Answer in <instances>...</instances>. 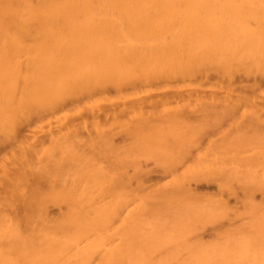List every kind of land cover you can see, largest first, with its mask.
I'll use <instances>...</instances> for the list:
<instances>
[{"label": "bare ground", "instance_id": "1", "mask_svg": "<svg viewBox=\"0 0 264 264\" xmlns=\"http://www.w3.org/2000/svg\"><path fill=\"white\" fill-rule=\"evenodd\" d=\"M14 5H18V6L14 7ZM18 7L19 9H22L23 12H25V14L22 15L24 17H21V14H23V12L20 13L21 10L18 12H14L16 11ZM17 13H20V14H17ZM168 33L172 34L170 35L171 37L170 40L165 38L166 36L167 38H169ZM258 52L260 53L262 52L264 54V0H0V139L3 140V138H6L3 142L7 141V139L10 140L9 138L12 139V136H14L13 139H15V135H17V131L19 130L20 128L19 125L21 123L26 124L25 122L26 120H27V123L30 122L29 118L31 117L34 118L35 115L36 117L42 116V118H45L46 116L44 115L45 113L49 114L52 111V114H53L54 110L59 109V108L61 109L62 106L64 108L63 104L66 101L69 103L68 100L70 99L76 98L77 100L79 99L80 101L79 96H87V97L90 96L93 99L92 106L91 105L89 106L92 111L94 107L99 106V103L102 102V100L105 102V100H109L113 98V97L108 98L109 96L108 97L105 96L107 94L106 91H108L107 88H109L110 86H113L116 88L117 95L119 97H124L125 94L123 95V93H124L125 87L127 89L130 86H132V88L134 86V89H135V86L140 85V84H143L144 86V85H150L153 83L152 85H155L154 82L156 81H162V82L165 81V84H169L170 80L174 82L173 83L174 85H176L175 81H173L174 79L175 80L178 79L179 83L181 82L179 79H184V82L183 80L182 82L185 83L186 82L185 79L188 80V78L196 77L200 74L202 75L205 74V77H207V75L209 74V71L211 72L212 68L215 69V71H213L214 69L212 70L214 73L217 72L215 74L220 73L225 76L231 77L232 75L235 76L234 72L238 69L240 65L239 60L241 61V59H243V58L241 59L239 58V57H242L240 55L250 53V54H254V56H259L260 54ZM258 60H256V62ZM256 62H254L255 65H256ZM207 65L208 66L212 65L213 67H211L210 69L208 68ZM262 65L263 66L261 65L259 66L263 67V70H264V64ZM255 67H257V65ZM261 67L260 69L258 67L257 68L261 70ZM257 68L255 69L259 71ZM263 70H261L260 73H262ZM254 71L255 70H253L252 73H254ZM249 72H251V70ZM234 78H232L233 81H234ZM223 79H226V78H223ZM228 80L226 81L230 85L231 79L229 80V82ZM178 84L176 85V87L178 86ZM229 85H227V87H229ZM147 87H151V86H147ZM136 89H138V87ZM118 96H116V98H118ZM216 99L218 100V98ZM114 100L116 101L118 99H114ZM114 100L112 99L111 103ZM199 100L201 101V99ZM82 101H83L82 104H84L85 100H82ZM109 101H107V103H109ZM115 101L112 104L113 106H114V103L118 102V101L117 102ZM186 102L187 101L184 102L185 105H186ZM77 103L79 107H75V108L78 109L77 111H79V113L77 112L76 113L80 114L82 111H84L87 105L82 106L81 101ZM135 103H138V102L135 101ZM191 103L193 104V102ZM187 104L190 105L189 102ZM73 105H75V103H73ZM135 105L133 106L134 108L136 107ZM79 108H81L82 111ZM88 108L85 109L86 112H89ZM115 108H112L113 110H111V111H114V113H111V114H114V115H111V117L114 116V118L117 114L115 113L116 112ZM173 108L171 106L170 109L167 108V111L170 110V112H174V113L179 112V110L177 112L176 109L174 108L175 110H173ZM98 110L99 109L94 110V113H98ZM136 110H137L136 113H140L143 111L141 109L142 111L140 110L139 112L138 106ZM74 112L75 111L73 110V113L72 111L69 113H72L71 115L74 116V114H76ZM61 113H64V112L61 111L60 114ZM107 113L108 112L105 111V114ZM65 114L64 115L61 114L62 117L63 116L66 117L67 114L66 115ZM144 114H147V113H144ZM171 114L172 113H169V115ZM178 114H177V117H178ZM56 115L59 116L58 114ZM61 115L59 116L60 118L55 116V114L52 116L59 118V121L61 119L63 121L64 119L61 118ZM108 115H110V112ZM148 115L146 117L152 116V118L150 119H154L153 117L154 115L152 114L151 115L148 114ZM172 116H174V114ZM36 117L35 119H37ZM139 117L142 118V115L140 114ZM146 117H143V119H145L146 121L149 120ZM157 117L159 118L158 115ZM177 117L175 114L174 118H177ZM66 118H65V121H67ZM134 118L135 117H132V122ZM137 118L138 117H136V119ZM166 118L167 117H165L164 121L167 120ZM181 118L178 117L179 120ZM143 119L140 120V123L146 124L144 122L145 120ZM68 120L71 123V119H68ZM59 121L57 119L58 123ZM78 121H80V119ZM137 121H135V123H137ZM149 121L153 123V121L151 120ZM121 122L124 124V126L127 125V124L125 125L126 122H123V121ZM176 122L172 124H175ZM135 123H134V126H135ZM94 125H96V123ZM166 125H171V124H167V121H166L165 127H167ZM138 126H139L138 128H140V131L141 130L144 131V129L146 128V127L141 128L139 124ZM154 126H156V124ZM176 126L178 127L179 124ZM176 126H174V128L180 131L179 130L180 128L178 129ZM97 128H98L97 130L99 134L100 132L101 133L104 132L103 131L104 129L103 130L100 129L99 126ZM150 128L145 129L146 134H148L147 131L149 132ZM167 128L165 131H167ZM181 128L183 129V127ZM192 128L193 127H191V130ZM126 129H129V127H126ZM161 129H163V127ZM177 130H175L176 132H174L173 129L171 128V131L177 134H173L171 132L163 133V131L160 132L159 129L157 130L155 129L153 131H151L150 129L149 133H151V135L150 134L146 135L144 134L145 132L143 131H142L143 133L136 132L137 135L139 134L138 140L140 144L139 145L140 147L138 146L137 147L141 148L142 145H146L144 146L145 148H143L141 151H143L149 156L151 155L152 158L155 157V160L157 158H158L157 160L160 159L161 162L163 161L164 163H166L169 169L176 168L178 166V164L177 166H175L176 163L179 161V159L182 158V156L186 152V146L189 143H193L194 138H195V136L194 138L191 137V134L188 133V130L184 131L185 133L187 132L186 134L185 133L179 134ZM134 131L136 130L132 131V135L134 134L133 133ZM198 133L200 134V132ZM105 135L107 136L106 133ZM100 137L101 136L99 135V138ZM223 137L225 138V135ZM135 141L137 142L136 138H135ZM136 142L134 143V146ZM23 145H21V147L22 148L26 147L27 149L26 148L20 149L21 147L20 148L18 147L20 153H21V150H24L25 153L27 151L28 153L30 151V147H33L32 149H34L33 145L29 146V148L28 146H23ZM218 145L220 146L221 144L219 143ZM189 146L191 147L192 144L187 146L188 152H189ZM236 146H239V145H236ZM236 146L234 147L237 148ZM91 147H90V150H91ZM97 148H101V147L99 146ZM221 148H219L220 151H223L221 150ZM231 148L232 147H230V149ZM132 149H133L131 150L132 152L134 150H137V149H134L133 147ZM226 149H228V147ZM141 151L140 153H142ZM220 151L218 152L220 153ZM42 152H43L42 154L43 156L45 149ZM49 152H50L49 149L46 150L45 155L47 153L50 154ZM96 152L99 153V149H97ZM17 153L18 152L16 151V154ZM56 153H58L57 150H56ZM240 153H242V150H240ZM67 154H70V153L67 152ZM67 154L65 153V155ZM50 155H52V153ZM234 155H239V154L234 153ZM47 156L48 155H46V157ZM135 156H138V155L136 154ZM20 157L22 156L20 155ZM60 157H62V155ZM197 157H199V155H197ZM19 158L17 157V159L15 158V160H18ZM28 158H29V154H28L27 159ZM129 158L133 159V160L131 159L133 162L132 161L130 162L134 164L135 158H133V156L132 157L129 156ZM200 158H201V154H200L199 160ZM23 159H25V157H23ZM204 159H206L204 163L207 162L208 158H204ZM125 160H126V157H125ZM201 160L203 161V159ZM218 160H219V157H218ZM220 161L221 159L218 162ZM198 163L200 164L201 162H198ZM204 163L202 162V164ZM208 163H206V166H204L205 164L203 166L201 164L202 167H200L199 165H197V162L195 163L193 162V164H196L198 167H200L199 170H203L204 167L208 168V166L210 165V164L208 165ZM215 164L214 165L212 164L211 166H209L211 167L209 171L210 174H211L212 166H216ZM196 167L194 166V169L196 170H193L191 168L193 170V172H191V170L189 169L190 168V165H189L188 170L186 171L185 169L184 172H187V174L189 173L193 174V176H195L197 175L199 171L198 167L197 168ZM224 169L225 170H221V171L222 172L227 171L225 172L226 174L229 173L228 170H226V168ZM53 170H50V171H53ZM174 170L175 169L171 171H174ZM204 170H205L204 174L208 173L207 172L208 170L206 171V168ZM21 171L22 170H20V173L19 172L17 173L20 174L22 177L23 175ZM45 171L47 172V170ZM168 171L170 172V170ZM188 171L190 172L188 173ZM42 172L45 173L43 170ZM137 172L139 173V171ZM102 174H105V173H102ZM141 174L142 173H140L137 176H140ZM201 174L204 175L203 173ZM20 175H18L17 178H19ZM93 175L96 176V173ZM173 175L174 177H172L171 180L173 179L174 181L172 180L173 183H170L169 186H165V187L161 186L163 188L158 190V192L156 189L155 191L156 193H154V189H153L152 192L149 191L150 193L145 192L146 193V194L144 193L145 195L143 193H142L143 195H141V193L139 194L138 191L140 189L138 190V187H137L138 191H136L135 189L134 190L136 192L134 190L132 191L131 189L132 187L129 188L130 185L128 186V184H130L131 182L126 183L125 182L126 180L122 179V178H125L123 175L120 176L121 180H117L118 182L120 181L119 183L113 182V184H109V185L107 184L108 187L105 184L106 182L104 181L106 180L104 178L107 175H105L104 178L100 176V179L101 178L104 179L102 181L105 182V183L103 182V184H105L106 187L104 185H103L104 187H101L102 183L100 184L99 179H97L99 177H96V178L93 177L95 178L94 181L90 182L89 178H91L92 176L90 175H89L90 177L85 176L86 179L87 178L89 179V180L84 179L85 182L88 185H90L88 182L92 183L90 186H92L95 189L94 192H90V190L84 191L83 186H81L82 191H81V188L80 189L78 188V190H73L75 186L78 187L81 184V183H78V181H77V185L73 184V187H70L71 185L67 186L72 189L65 188V190H62V191L53 190L52 192L48 194L39 193L38 188L34 187V189L37 190L40 195L37 194V191H36L35 194H37V196L35 200L32 201L34 202L33 204H30L31 199L29 201L28 196H26L27 199L25 200L29 201V203L28 201H26L27 205L30 204V209H28L29 206L27 207L28 212H30V216H34L35 214V216H39L40 218L39 224L38 225L36 224L37 225L36 227L35 225L31 224L33 225V228L31 230H28L26 233L21 234L18 232H14L12 231L13 229L12 226L14 224H12L11 226V223L9 221L7 222L8 219L6 217L4 219V216L2 218V215H0L1 217L0 224H1V221H4L2 223L3 226H4V223L6 222V224L8 225L7 227L9 228L11 227L10 229L9 228L6 229L5 228L6 225L4 227L2 226V224L0 225V264H93L96 256L98 257L99 262L95 263L96 262L95 260L94 262L95 264H122L121 260L124 258L127 259V261H131V264L132 263H137V264L142 263L143 264V262H145V260L147 259H149V262H151L150 260L155 258L154 256L152 258L151 256L152 253L156 251L157 248L161 247V245L163 246V244L166 241H169V240L171 241L172 238H175V239L179 238V240L181 239L183 240L185 238L184 243H186L187 240L185 236H187L186 234H188V232L192 230L191 228L196 229V227L199 226L200 224L201 225L202 223L206 224L205 221L202 222L203 220H205V218L203 217L207 213V212H204L205 210L204 207H206V205L205 203H203L202 205H203L204 210L203 209L202 210L205 214L202 215L200 212L198 213L197 209L201 207L197 208L196 209L197 212H196L193 206L191 205L193 210H190L188 208L187 210H189V212L187 211L188 212L187 214L185 212V215L183 217L180 215L181 217L178 220H175L173 224L170 223L171 226L170 228H167V232L164 235H159L157 233H152V234L150 233V234H146L148 236H142L138 232L139 228H143L142 227L143 225H141V223H138L142 215H145L147 213L156 214L158 211H161L160 209L167 208L168 210L161 211L163 212L164 215H166V213L169 212V209L170 211H174V209H171V208L179 207L181 204L180 201H182L183 198L187 199V197L189 196L187 189L189 190L190 187L186 189L185 187L187 186V184L186 185L185 183L183 184V181L185 182L187 180L188 182V180H190L191 177L193 176L190 177L188 175L190 179L187 178L186 180H184L183 177L186 176V174L184 173L183 175L179 174L180 177L183 176L181 178L176 173H173ZM202 175L200 176L202 177ZM206 175H209V174H205L204 176ZM218 175L219 174H217V176ZM230 175H229V179L231 178ZM219 177H221V175H219ZM223 177L224 175L220 178L221 181L226 180L225 177L224 178ZM14 178L13 179L17 180L16 182H19V184H24L23 190H25L26 189L25 186L26 184H28L27 182L25 183L27 178L25 179V181H23V183H22V180H20L21 178L19 180L16 177ZM227 178H228V175H227ZM80 179L82 180L81 176L77 180H79L80 182ZM116 179H119V177ZM239 179H242V178H239ZM95 180H98L99 183L98 181H95ZM107 180L109 179L107 178ZM122 181H124L127 185L123 184L124 182ZM243 181L244 183H246L244 179ZM16 182L14 181L13 183L12 182L11 183L12 185L13 184L15 185ZM82 182L84 181L82 180ZM250 184L252 185L253 183L251 182ZM14 185L9 186V187H11V189L13 188L14 191L15 189H18L17 193L22 190L20 186L14 187ZM254 185L255 184L252 185L253 189L258 188L259 186L256 184L257 187L255 186L256 187L255 188ZM45 186L43 185V187ZM47 186L50 187L49 185ZM26 187H28V185ZM57 187L58 186H56V188ZM139 188H141V186H139ZM29 189L34 190L31 187ZM31 190H29V192ZM144 190L141 189V192ZM189 192H191V190H189ZM12 194H14V192ZM12 194H9L11 195V197L8 196L9 198L7 199L8 200L10 199V202H11L10 204H12V200H14L13 201L14 205L13 204L12 205L15 206V204H17L18 202V198L20 201L21 199L18 196L16 197V194H14V196ZM12 196L14 198H12ZM195 199L197 200V197ZM206 199L205 201L203 200V202L208 201V199L207 200ZM15 200L17 201L16 203H15ZM218 200H217V204H219L218 202L220 201ZM221 200L223 199L221 198ZM22 201L20 202V204L18 203L20 207L25 206V203L24 205H21ZM49 201L54 202L53 204H56V205L57 204L62 205V203H65L67 205L66 207L67 209H65L66 212L65 213L63 212L64 214L62 215L61 218L59 219L57 218L56 220H50V217L48 218V214L47 213H46L47 215L45 214L46 211L41 210L40 207L41 206L45 207L46 206L45 204L50 203ZM213 201L215 202V200ZM213 201L212 203L210 202V208L212 209V211L210 208H207L208 210L206 209V211H211L210 214L214 215L213 209L215 208L214 205L216 204V202L214 203ZM186 202H188V200ZM129 203H132V205H135V207L133 208V210L130 209L129 211H126ZM222 203H223L222 204L223 209L225 210L224 207L226 206L225 204L227 202L225 204L224 202ZM196 204L197 203H194V206ZM50 205L48 204L49 207ZM61 205L60 207H62ZM216 206L219 207L220 209V205L219 206L216 205ZM25 207H21V208L26 210ZM180 209H178V211ZM219 209L217 208L216 212H218L217 210ZM259 209L257 208L258 212L261 210ZM121 211L123 213L122 215L124 218L122 219L124 220L123 221L124 223L121 221L120 223H117V224L121 226V228H119L120 231H118V233L121 232L119 233L120 234L119 237H121L122 235L123 238L122 237L121 239L119 237L118 238L120 239L119 241L121 242L124 241L122 242L124 245L120 242L118 246L122 244L123 248H121L120 250H113L111 248H108V246L110 245V243H108L109 242L108 232L110 233V237L111 236L113 237L114 234L112 232L115 231L116 229L113 228V231L111 230L110 232L109 231L110 224L113 227V224H112V222L114 221L113 217L117 214H121ZM176 211L174 213H176ZM220 211L221 213H219ZM262 211H264V208ZM219 212L218 214L220 215L224 213V211L221 209L219 210ZM262 214L264 215L263 212ZM226 215H228L227 212H226ZM26 216H29V215H26ZM156 216H159V215L156 214ZM205 216H207V214ZM218 217L220 216L217 215V220H216L215 219L216 216H215L214 220L218 221L221 218V217L220 218ZM118 218H120V216ZM158 218H154V221L159 220V222L158 221L156 222H158V224H161V223L163 224V222L160 223L161 218L160 219ZM207 218L209 219V214ZM172 219L174 220V218ZM263 219H264V216H263ZM24 220L25 221H23L24 222L23 224L28 222L26 218H24ZM161 221H164V219ZM206 221L209 222L210 219L209 221L208 220ZM195 222L196 223L200 222V223L194 228L192 227L191 224ZM8 223H10V225ZM115 223L116 222H114V224ZM166 223H164V225ZM261 223L262 225L260 224V222L258 223V225L262 226V228L264 229L263 227L264 221L262 220ZM29 224L30 223H28L27 225ZM154 224L155 223H153V225ZM14 226L16 227V225ZM161 227L165 228V226L164 227L161 226ZM23 228L24 226L22 225V227L19 229L22 231ZM254 228H256V226H254ZM152 229H153V226H152ZM255 230L256 229H254V231ZM251 231L253 233V230L250 229V233L247 230L248 235L252 234ZM260 231L262 232L263 230H260ZM263 232H262V235H263ZM255 233L253 237L254 239H256ZM257 233L260 236V233L259 232ZM221 234L219 236H221ZM191 235H192V232H191ZM221 238L222 240L226 239V238L223 239V236ZM249 238H250V241L248 240L247 243L252 241L251 240L252 237L249 236ZM179 240L174 241L176 242L175 243L176 245L178 244V242L179 243L182 242ZM253 241L255 242V240ZM191 243L193 244L194 242H191ZM256 243L257 244L255 245L250 244V245H253V246L249 245L250 248H248L247 244H246L247 247H245V243H244L242 244L243 247H245L243 249L241 245H239L241 247L236 245L237 248H239L237 250L242 249L240 253H242L243 250H244L243 252H245L247 251L245 249H248L247 254H242L243 256H245L244 261L242 262H246V264H264V237L259 240L257 239ZM192 244L190 245L192 246ZM166 245L169 246V244H166ZM112 247L114 246L112 245ZM162 248L164 249L166 247L164 246ZM224 249L223 250L221 249L223 251V253L221 251L222 259L223 257L227 258L228 256L232 255V254H229V250L231 251V248L230 249L226 248V250ZM237 250L234 249L232 251L234 252ZM226 251L229 255L226 253ZM218 254L220 255L219 252ZM226 254L227 256L225 257ZM142 256H144V259ZM150 256H151V259H150ZM161 256H163V253ZM197 256L198 255H196V257ZM212 257H214V255ZM232 257L236 258L235 255H232L229 257L231 261L230 259L229 261H227L226 259V262H225L223 261L224 259L219 260L220 258L219 256L218 261L220 262H218V264H225L227 262L231 264L232 261L235 262V260ZM174 258H173V261L175 260ZM156 259L154 260L156 261ZM206 259L208 260L209 258L206 257ZM154 260L152 261L153 263L155 262ZM201 260H203L202 257H201ZM159 262H161V260ZM169 262H166V264ZM239 262L240 261H237V263ZM202 263L205 264L206 261L205 263L204 262ZM196 264H201V262L199 263L197 262ZM212 264H215V262H213Z\"/></svg>", "mask_w": 264, "mask_h": 264}, {"label": "rangeland", "instance_id": "2", "mask_svg": "<svg viewBox=\"0 0 264 264\" xmlns=\"http://www.w3.org/2000/svg\"><path fill=\"white\" fill-rule=\"evenodd\" d=\"M17 6L18 5H14V7H17ZM19 7L14 12H18L20 10H21L20 13L23 12L22 9H19ZM13 10H15V9H13ZM20 13H17V14H20ZM24 14H25V12H23V14H21V17H24V16H22ZM168 34H169V38H167V36L165 38L170 40V38H171L170 35H172V34H170V33H168ZM258 53L260 54L259 55L260 57L254 56V54H250V53L240 55L242 57H239V58L240 59L243 58V59H241V61L239 60L240 65H239L238 69L234 72L235 76H233V75H232L233 77L231 76L232 78L235 77L234 81L232 80L231 77L220 74L219 72H218L219 74H215L217 72L214 73L213 71H215V69L212 68V70L213 69L214 70L213 71L211 70V72L208 69L209 74L207 75V73H206L207 77H205V74H203V75L200 74L196 77H192L193 79L192 78H188V80L185 79V81H186L185 83H183L184 79H179L181 82L183 80L182 83L181 82L179 83L178 79H176V80L174 79L173 81H175L176 85L178 83L181 84V85L178 84L177 87H176V85L173 84L174 82H172L171 80L169 81L170 83L168 82L169 84H165V81L164 82L156 81V82H154L155 85H152L153 83L150 85H144V86H143V84H140V85L135 86V89H134V86H133V88H132V86H130V87L128 86L129 88L126 89V87H125V89H124V93H123V95L125 94L124 97H119L117 95L116 88L113 86H110L109 88H107L108 89V91H106L107 94L105 95V93H104L105 90L103 91V93L105 96H107V97L109 96L108 98H111V97H113V98L109 99L110 101L105 100V102L102 100V102L99 103V106H96L92 109L93 112L91 111V109L89 107L90 105L92 106L93 99L90 96L89 97L79 96L80 101H81V105L82 106L87 105L85 109H87L89 107L88 108L89 112H86L85 109H84V111H82L81 108H79L82 112L80 111L81 113L77 114V113H79V111H77L78 109H76L75 107H79L77 102H80V101H79V99L77 100L75 98L76 100L75 99L68 100L69 103L66 101L63 104L64 108L62 106L61 109L59 108V109L54 110L53 114H52V111L50 113L48 112L49 114L45 113L44 114V115H46L45 118H42V116H40L41 118L36 117V115H35L34 118L33 117L29 118L30 122L27 123V120H26L25 121L26 124L21 123L19 125V127H20L19 130L18 131L16 130L17 135H15V139H13L14 136H12V139L8 137L10 140L7 139V141H5V142H3V141L6 138H3V140L0 139V215H2V218L4 216V219L6 217L8 219V220L6 219L7 222L9 221L11 223V226H12V224L16 225V227L14 225L12 226V228L14 229V230L12 229V231L18 232L21 234L26 233L28 230H31L33 228V225H35V227H36L39 224V219H40L39 216H35V214H34V216L36 218L35 219L34 216H30V212H28V210H27L28 206H29L28 209H30V204L34 203L32 201L35 200L37 194H39V193L48 194V193L52 192L53 190L62 191V190H65V188L72 189L70 187H73V184L77 185V181H78V183H81V184L78 187L75 186L76 188L74 187L73 190H78V188L80 189L81 186H83L84 191L90 190V192H94L95 189L92 186H90L92 184L90 182L94 181V179L96 177H99L97 179H99L100 184L102 183L101 187H104V186L106 187L107 184L108 185L113 184V182H118L117 180H121L120 176H122V175L125 177L122 179H125L126 181L125 180L124 181L126 183L131 182L130 184H128V186L130 185L129 188L132 187L131 188L132 191L134 189L136 191H138L140 189L138 192H139V194L141 193V195H143L145 192L150 193L154 189V193H156L155 192L156 189L158 192V190L162 189L165 186H169L170 183H173L174 180L173 179H172L173 181L171 180V178L174 177V175H175V174L173 175V173H176L179 177H180L179 174L183 175V173H184V174H186L187 177L186 176H184V177L181 176V177H183L184 180H186L187 178L190 179V177L193 176V174H190L189 173L190 171H188L189 174H187V172H184L185 169H186V171L188 170L189 165H190L189 169L191 170V172H193V170H196V169H194V166L196 167L197 165H199L200 167H202L204 164H205L204 166H206V163L209 162L208 163V165L210 164L209 166H211L212 164L214 165L216 163L215 164L216 166H212L211 174L209 172L211 167L208 166L209 169L207 167H204V169L206 168V171L208 170L207 171L208 173H205V174H209V175L204 176L205 170L203 168H202L203 170H199L200 167L197 166L198 170H199L197 175L191 177V179L188 180V182H187V180L185 182L183 181V184L184 183H185V185L187 184V186L185 188L187 189L190 187L189 190H191V192H189V190L187 189L189 196L187 197V199L183 198V200L180 201V203L182 205L180 204V206L177 208L176 207L171 208V209H174V211H170V209H169V212L167 211L168 213H166V215H164L163 212H161V211L162 210H168L167 208L160 209L161 211H158L156 213L159 216H156V214H148V213L145 214L146 216L142 215L140 218V221L138 223H141V225H143L142 226L143 228H139L138 232L142 236H148L146 234H150V233L151 234L157 233L159 235H164L167 232V228H170V226H171L170 223L173 224V222L175 220H178L181 216L183 217L185 215V212L187 214L189 212V210H187L188 208L190 210H193V208H194V210L196 211L197 208L201 207V208L197 209L198 213L200 212L203 215V214H205L204 212H207L206 214H207V216L209 214L210 221L207 218V216H205L206 215L205 214L203 217V218H205V220H203L202 222L205 221L206 224L202 223V225L201 224L199 225L200 222L192 223L191 225L194 228L197 225H199V226L196 227L197 230L191 228L192 230L189 231L188 234H186L189 237L188 238L187 236H185L186 240H187V242L185 240L186 243H184V239H185L184 237H183L184 238L183 240L182 239L179 240V238L178 239L172 238L174 240L171 239V241L170 240L166 241L163 244V246L161 245V247H159L160 249L157 248L156 251L158 253L156 251H154L152 253V255H151L152 258H153V256L155 258L151 259V256H150L151 262L156 258L157 259L160 258L159 260L156 259V261L154 260L155 261L154 263L153 262L151 263V262H149V259H147V260H145V262H143V264H145V263L146 264H155V263L166 264V262H169V261L170 262L167 264H196L197 262L198 263L201 262V264H203L202 262L205 263V261H206L205 264H210V262L213 260H214L213 262H215V264H218V262H220V261H218V258L220 256L219 260L222 259V257H221L222 253H223L222 250L224 248H225L224 250H226V248H229V249L231 248V251H232L234 249H236V250L239 249V248H237V246H239V245H241L242 249H243V248L247 247V245H248V248H250L249 247L250 244H253V245L257 244L256 243L257 239L259 240V239H262L264 237L263 236L264 235V232H263L264 229L262 228V226L258 225L259 222L262 225L263 222L261 223V221L262 220L264 221V219H263L264 215L262 214V212L264 213V211H262L264 208V188H263L264 187L263 186L264 185V73H263L264 70H263V67H261V66H263L262 64H264V58H263L264 54L262 52L261 53L258 52ZM258 58L260 61L258 60ZM262 58H263V60H262ZM256 60H258L259 62L258 61L256 62ZM254 62H256V65L259 69L261 67V70H263L262 73H260L261 70H259L257 67H255L256 65ZM258 64L261 66H259ZM211 67H213V66L212 65L208 66V68H210V69H211ZM255 68H257L259 71H257ZM250 70H251V72H249ZM253 70H255L254 73H252ZM208 71H206V72H208ZM222 75L225 77H223ZM222 77L226 78V79H223ZM229 78L232 80V82ZM228 79L230 80V85L226 81ZM229 80H228V82H229ZM227 85H229V87H227ZM147 86H151V87H147ZM137 87H138V89H136ZM116 96H118V98H116ZM123 98L124 99L126 98V99L124 100ZM197 98H198V100L201 99V101L200 100L198 101ZM210 98H211V100H210ZM216 98H218V100ZM112 99L113 100L118 99L116 101L114 100L115 102L118 101L117 103H114V106L112 105L114 101L111 103ZM120 99H122V100H120ZM163 99H164V101H163ZM82 100H85L84 104H82V102H83ZM180 100L182 101V103ZM107 101H109V103H107ZM135 101L140 103V104L135 103ZM185 101H187L186 105L184 103ZM72 102L75 103V105H73ZM188 102L190 103V105L187 104ZM191 102H193V104ZM207 104H209V105H207ZM134 105L136 106L135 108L133 107ZM170 105L172 106V108L174 107L177 112L179 110L178 113L180 115L178 113L170 112V110L167 111V108H169V109L171 108ZM137 106H138L139 112L141 109L143 111L141 110L142 112L136 113L137 112V110H136ZM226 106H228V107H226ZM112 108L116 109V110L114 109L116 111L115 113H117L115 118H114V116L111 117V115H114V114H111V113H114V111H111V110H113ZM133 108L136 111H134ZM174 108H173V110H175ZM72 109L75 111L74 113L77 112L76 114H74V116L71 115L73 113ZM97 109H99L100 111L98 110V113H94V110H97ZM224 110H225V112H224ZM61 111L64 112L61 114H63V115L65 113L67 114V115L65 114L66 117L69 115L70 116L67 118L65 116L62 117V115L60 114ZM71 111H72V113H69ZM105 111L108 113L105 114ZM166 111H167V113H166ZM95 112H97V111H95ZM101 112H102V114H101ZM109 112H110V115H108ZM143 112L147 113V114H144ZM169 113H172V114L169 115ZM218 113H219V115H218ZM221 113L222 114L224 113L223 114L224 116ZM51 114L52 115L55 114V116H57L56 114H58L59 116L61 115V118H63L64 120L62 121V119H61L59 121V118H60L59 116H57L59 118H56V117L52 116ZM140 114L142 115V118L139 117ZM148 114L154 115L153 116L154 119H150V118H152V116L146 117ZM173 114H174V116H172ZM175 114H176V117L178 114V117H180V118L182 117V118L180 120L178 119V117L174 118ZM157 115L159 116V118L157 117ZM108 116H109V118H108ZM160 116H162V117H160ZM170 116H172V117H170ZM35 117L37 119H35ZM77 117L80 119V121H78L79 119ZM132 117H135L133 119V122H132ZM136 117H138V118L136 119ZM143 117H146L147 119L153 121V123H151L149 120L146 121L145 119H143ZM165 117H167L166 118L167 120L164 121ZM65 118L67 121H65ZM170 118H172V119H170ZM57 119H58L60 124L57 122ZM68 119H71V123ZM72 119H74V120H72ZM115 119L117 120V122ZM142 119L145 120L144 122L146 124L140 123V120H142ZM120 120L123 122H126L125 125L126 124L127 125L124 126V124ZM137 120H139V121H137ZM135 121H137V123H135ZM166 121H167V124H171V125H166L168 128L165 127ZM176 121L179 124L178 127L176 126V125H178ZM179 121H180V123H179ZM93 122H95L96 125H94L95 123H93ZM174 122H176V123L172 124ZM64 123H65V125H64ZM134 123H135V126H134ZM138 124L140 125L141 128L142 127L150 128L153 126L154 128L153 127L150 128L151 131H153L155 129L156 130L159 129L160 132H162V131H163V133L171 132L173 134H177V133H174V132H176L175 130H177L174 128V126H176L178 129L180 128L179 129L180 131L177 130L179 134H183V133H185L184 131L188 130V133L191 134V137L194 138V136H195L194 142L188 144V145L192 144V146H191L192 148L189 146V152H188V150H187L188 145L186 146V152L182 156L183 159L182 158L179 159V161L181 163L179 161L176 163L175 166H177V164H178V166L176 168H173V169H175L174 171H171L173 169H169L167 167L166 163H164L163 161L161 162L160 159L157 160L158 159L157 158L156 159L157 161H156L155 157L152 158L151 155L149 156L146 153H144L143 151H141L143 148H145L144 146H146V145H142L141 148H138V147H140L139 146L140 145L139 140H138L139 134L137 135L136 132H138V133L139 132L140 133L145 132L144 134H146V131H145L146 128L144 129V131L143 130L140 131V128H138L139 127ZM155 124H156V126H154ZM206 124H207V126H206ZM180 125H181V127H183V129L180 127ZM96 126L97 127L99 126V128L102 130L104 129L103 130L104 132L102 131L103 133L100 132V134H99V132L97 130L98 128ZM102 126H103V128H102ZM169 126L173 129L174 132L171 131V128ZM126 127H129V129H126ZM162 127H163V129L165 127V129L164 130L161 129ZM191 127H193L192 130H191ZM166 128H167V131H165ZM150 129H149V132H150ZM133 130H136L133 133L134 134L136 133L135 135H137V136H135L134 134L133 135L135 136L137 142L135 141V138L132 135ZM189 130H191V131H189ZM99 131H101V130H99ZM149 132L147 131V133L151 135V133H149ZM198 132H200V134ZM105 133L107 134V136L105 135ZM98 134L101 136L100 137L101 139L99 138ZM148 134H146V135H148ZM199 135L201 136V138ZM224 135H225V138L223 137ZM1 138H2V136H1ZM195 141L197 142V144ZM233 141H234V143H233ZM235 141L237 144L235 143ZM105 142H107V143H105ZM135 142H136V144L134 146ZM89 143H90V145H89ZM219 143L221 144L220 146L218 145ZM21 145L28 146V148H29V146L33 145L34 149H32L33 147H30V151H32V150L33 151L30 152L28 150L30 153L29 152L27 153V151H26L27 155H26L24 150H21V153H22L21 154L19 152V148L21 147ZM98 145L101 148H97V147H99ZM236 145H239L240 147L236 146ZM234 146H236L237 148H235ZM90 147H91V150H90ZM132 147L134 149L139 150V151L134 150L132 152L131 151V150H133ZM227 147H228V149H226ZM230 147H232V148L230 149ZM24 148H26V147H24ZM24 148L21 147L20 149H24ZM96 148L99 149L100 154L98 152H96L97 151ZM219 148H221V150H223V151H220ZM44 149H45V152H44V155L42 156V154H43L42 151ZM48 149L50 150L49 153L50 154L52 153V155L47 153L46 155H48V156L46 157L45 153H46V150H48ZM237 149H239V150H237ZM56 150L58 151V153H56ZM240 150H242V153H240ZM16 151L18 152L17 154H16ZM140 151L142 153H140ZM218 151H220L221 154ZM230 151H232V152H230ZM67 152H69L71 155L67 154ZM102 152L104 155L102 154ZM228 152H230L231 154ZM53 153H55L56 155ZM65 153L67 155H65ZM234 153L239 154V155H234ZM18 154H20L22 157H20V155H18ZM28 154H29V158L27 159ZM134 154L135 155L137 154L138 156H135ZM200 154H201L200 160L203 159V161L199 160ZM205 154H207L209 156H207ZM210 154H211V156H210ZM61 155H62V157H60ZM128 155L131 157L133 156V158H135L134 164H132L130 162L133 159L131 158L132 159L131 160ZM197 155H199V157H197ZM204 155H205V157H204ZM217 155L219 157V160L221 159L220 162H218L219 160H218ZM227 155H228V157H227ZM229 155H231V156H229ZM65 156H66V158H65ZM214 156H216V157H214ZM17 157L18 158L20 157V158L18 160H15V158L17 159ZM23 157H25V159H23ZM125 157H126V160H125ZM204 158H208L210 160L207 159V162L204 163V161L206 160ZM216 158H217V160H216ZM222 158H224V159H222ZM226 158H227V160H226ZM193 162L194 163L197 162V165L193 164ZM198 162H201V163L199 164ZM202 162L204 164H202ZM211 162H213V163H211ZM201 164H202V166H201ZM220 165H221V167H220ZM224 168H226V170H228V172L231 175L229 173L226 174L225 172H227V171L222 172L221 170H225ZM135 169H136V171H135ZM214 169H216V170H214ZM20 170H22L21 171V173L23 175L22 177L20 174L17 173V172L20 173ZM42 170L45 173H43ZM45 170H47V172ZM50 170H53V171H50ZM168 170H170V172ZM218 170L220 173L218 172ZM93 171L96 173V176L93 175V174H95ZM137 171H139V173ZM221 172L226 179L225 181L224 180L221 181V179H220L223 176L221 174ZM102 173H105V174H102ZM140 173H142V174L140 176H137ZM201 173H203L204 175H202ZM88 174L90 176H92L91 178H89L90 182H88L90 185H88L85 182V180L88 179V178L86 179L85 176L90 177ZM126 174H127V176H126ZM135 174H136V176H135ZM217 174L221 175V177H219V175L217 176ZM18 175H20L19 178H17ZM105 175H107V176H105ZM200 175H202V177ZM227 175H228V178H227ZM229 175L231 176L230 179H229ZM80 176L82 177V180L84 182H82L81 179H80V182H79V180H77L78 178H80ZM100 176L102 178H104V176H105L104 179H106V180H104L102 178L100 179ZM237 176H239V177H237ZM14 177H16L18 180L21 178L20 180H22V183L27 178L25 183L27 182L28 184H26V186L28 185V187L29 188L31 187L32 189H34V187L38 188L39 193L37 190H35V189L31 190L26 186H25V188L27 190L26 189L23 190L24 184H19V182H16L17 180H14L15 179ZM24 177H25V179H24ZM93 177H95V178H93ZM106 177L109 180H107ZM115 177L116 178L119 177V179H116ZM126 177L128 180L126 179ZM139 177H140V179H139ZM217 178L220 180H218ZM239 178H242V179H239ZM243 179L245 180L246 183H244ZM13 180L19 184V185L16 183H15V185L13 184L14 187L20 186V188L22 189L18 193H17L18 189H15V191H14L13 188H12L13 189L12 190L11 187H9V186H13L12 185V183L14 182ZM102 180H104L106 183ZM95 181H98V180H95ZM99 181H98V183H99ZM124 181H122V182H124ZM103 182L106 185L103 184ZM110 182H112V183H110ZM125 182L123 184H126ZM141 182L142 183L144 182V183L142 184ZM251 182L253 184H255L254 187L255 186L257 187V185H259L258 188L255 187L256 189H253V186H252L253 184L252 185L250 184ZM10 183H11V185H10ZM45 184H46V186H45ZM43 185L45 187H43ZM47 185H49L50 187H48ZM68 185H71V186L67 187ZM108 185H107V187H108ZM226 185H228V186H226ZM56 186H58L60 188H58V187L56 188ZM139 186H141V188H139ZM143 186H144V188H143ZM161 186H163V187H161ZM137 187H138V190H137ZM224 187H225V189H224ZM259 187H261V188H259ZM40 188H41V190H40ZM62 188H64V189H62ZM141 189L142 190L145 189V190L141 192ZM29 190H31L30 191L31 194H30ZM146 190H148V191H146ZM8 191H10V192H8ZM36 191H37V194H35ZM81 191H82V188H81ZM247 191H249V192H247ZM13 192H14V194H16V197L18 196V197H20L21 201L22 200L24 201V202L22 201L21 205H24V203H25V206L27 205L26 201H28V200H25V199H27L26 196H28L29 201L31 199V201H30L31 203L29 205H27L26 207L21 206V207H25L27 211L22 209L18 205V203L20 204V202H21L19 200V198H18V202L15 200V203L17 202V204H15V206H13L14 200H12L13 205L10 204L11 203L10 199L8 200L7 198L11 197V195H9V194H12ZM192 192H193V194H192ZM14 194H12V195L14 196ZM13 196H12V198H14ZM21 196H22V198H21ZM196 197H197V200L195 199ZM206 198L208 199L209 202L208 201L203 202V200L205 201ZM221 198L223 200H225L227 203L225 201L221 200ZM187 200H188V202H186ZM213 200H215V202H216L215 205H214L215 202ZM217 200L219 201L218 202L219 204H217ZM29 201H28V203H29ZM212 201L214 202L213 205L215 206V208L217 207L216 205H218V206L220 205V209L224 211V213L222 212L224 215L221 214V215H223V216H221L220 214H218V212L220 210L219 207H217L219 209V210H217L218 212H216L217 208L213 209V213L216 216L215 219L217 220V215L221 217V218L218 217V218H220L218 221L214 220L215 216L213 214H210L212 211V209L210 208V202L212 203ZM49 202L50 203L45 204L46 206L44 205L45 207L41 206L40 207L41 210L46 211L45 214L46 213L48 214V218L50 217V220H56L57 218L58 219L61 218L62 215L66 212L65 209H67L66 208L67 205L65 203H62V205L61 204L56 205V204H53L54 202H51V201H49ZM192 202H193V204H192ZM222 202H224V204L226 203L225 204L226 206L224 205L225 206L224 208L226 211L223 209V205H222L223 203ZM194 203H197L196 204L197 206L196 205L194 206ZM203 203H205V205H206V207H204L205 210L203 209V205H202ZM208 203H209V205H208ZM48 204L49 205L51 204L50 207L48 206ZM64 204H65V206H64ZM60 205L62 207H60ZM191 205L193 206V208ZM134 207H135V205H132V203H129L126 211H129L130 209L133 210ZM207 208H210L211 211H206ZM212 208H213V206H212ZM257 208L258 209L260 208L261 210L259 209L260 211L258 212ZM178 209H180V210L178 211ZM202 209L204 210V212ZM228 209H229V211H228ZM255 210H257V211H255ZM175 211L179 215L174 213ZM226 212L228 215H226ZM219 213H221V211ZM25 214L29 215L31 218L29 216H26ZM122 214L123 213L121 211V214H117L118 216L115 215L113 217V219H114V221L112 219L113 227L110 224V230H109L110 232H111V230L113 231V228H115L117 230V231L115 230L112 232L114 234V235L111 234V235H113V237L112 236L110 237V233L108 232V235H109V242L108 243H110V245L108 244L109 245L108 248H111L113 250H120L121 248H123V245H124L122 243L124 241H122V242L119 241L122 237V235H121V237H119L120 236L119 233H121V232L118 233V231H120L119 228H121V226H119V224H117V223H120L121 221L122 222L124 221L122 219V218H124ZM31 215H33V214H31ZM168 215L170 216V218ZM210 215L211 216L213 215L214 217L213 216L211 217ZM119 216H120V218H118ZM32 217H33V219H32ZM153 217L154 218L160 217L161 220L164 219V221L160 220V223L163 222V224L162 223L158 224L159 220L154 221ZM165 217H166V219H165ZM24 218H26V220L28 221L25 224H23L24 223L23 221H25ZM160 218H158V219H160ZM172 218H174V220ZM4 219H2V220H4ZM0 220H1V217H0ZM206 220H208L209 222H207ZM156 221H158V222H156ZM3 222L4 221H1V224ZM114 222H116V223L114 224ZM10 223H8V224L10 225ZM28 223H30V224L27 225ZM153 223H155V224L153 225ZM164 223H166L167 225L166 224L164 225ZM20 224H22L24 226V228H23L24 231L23 230L21 231L19 229L22 227V225H20ZM31 224H33V225H31ZM2 226H3V224H2ZM4 226L6 229L9 228V227H7L8 225L6 224V222L4 223ZM152 226H153L154 231L152 229ZM161 226H163V227L165 226V228H162ZM254 226H256V228H254ZM116 227H118V228H116ZM263 227H264V224H263ZM27 228H29V229H27ZM156 228H157V230H156ZM159 228H161V229H159ZM252 228H254L256 230L254 231V229H252ZM16 229H18V230H16ZM250 229L253 230V233L251 231V233H252L251 235H253V236H251L250 234L248 235V232L250 233ZM247 230H248V232H247ZM260 230H263L262 231L263 235H262V232ZM191 232H192V235H191ZM257 232L260 233V236ZM254 233H255L256 239L253 238ZM220 234H221V236H219ZM222 236H223V239H225V238L226 239L222 240V238H221ZM249 236L252 237V239H251L252 241L247 243L248 240L250 241ZM113 238H115V239H113ZM175 240L176 241L179 240L182 242H180V243L178 242V244H177L178 246H177L175 244L176 242H174ZM245 240H247V241H245ZM253 240H255V242ZM120 242L123 245L121 244L120 246H118ZM191 242H194V243L192 244ZM172 243H174V244H172ZM244 243H245V247H243V245H242ZM166 244H169V246ZM190 244H192V246ZM112 245L114 247H112ZM185 245L187 248L185 247ZM253 245H250V246H253ZM115 246H116V248H115ZM164 246L166 248L163 249L162 247H164ZM241 246H239V247H241ZM180 247H182V248H180ZM189 247L191 250L189 249ZM241 250H237L234 252L233 251L231 252L229 250V254L235 255V257H236V258L232 257L236 263L234 261H232L231 264H233V263L234 264H240V263L246 264V262H242V261H244V258H245V256H243L242 254H247L248 249H245V250H247V251H245L246 253L243 252L244 250L242 251V253H240ZM213 251H215V252H213ZM221 251H222V253H221ZM218 252L220 253V255L218 254ZM237 252H239V253H237ZM162 253H163V256H161ZM226 253H227V251H226ZM164 254L166 257L164 256ZM227 254L225 255V257L227 256ZM236 254L239 255L240 257L237 256ZM196 255H198V256L196 257ZM213 255H214V257H212ZM232 255H230V256H232ZM230 256H228L227 258L223 257L224 260L223 259L222 260L226 262V259H227V261H229ZM142 257L144 259V256H142ZM174 257H176V258H174ZM199 257H200V259H199ZM201 257L203 260H201ZM206 257L209 259L207 260ZM161 258H163V259H161ZM173 258L175 259L174 261H173ZM210 258L211 259L214 258V259L211 260ZM95 260H96V262H95ZM160 260H161V262H159ZM196 260H197V262H196ZM121 261L120 262L122 264L123 263L128 264V262H129V264H131V261H127V259H125V258L122 259ZM124 261L127 263H125ZM230 261H231V259H230ZM237 261H240V262L237 263ZM94 262L95 263L99 262V259L97 256L94 259ZM94 262H93V264H95ZM213 262H211V264ZM221 263H222V261H221ZM227 263H225V264H227ZM132 264H137V263H132ZM140 264H142V263H140Z\"/></svg>", "mask_w": 264, "mask_h": 264}]
</instances>
